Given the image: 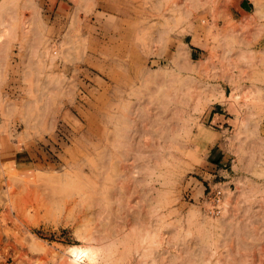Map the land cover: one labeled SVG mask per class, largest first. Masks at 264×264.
<instances>
[{
    "label": "rangeland",
    "instance_id": "rangeland-1",
    "mask_svg": "<svg viewBox=\"0 0 264 264\" xmlns=\"http://www.w3.org/2000/svg\"><path fill=\"white\" fill-rule=\"evenodd\" d=\"M0 264H264V0H0Z\"/></svg>",
    "mask_w": 264,
    "mask_h": 264
},
{
    "label": "built area",
    "instance_id": "built-area-1",
    "mask_svg": "<svg viewBox=\"0 0 264 264\" xmlns=\"http://www.w3.org/2000/svg\"><path fill=\"white\" fill-rule=\"evenodd\" d=\"M223 199H224V192L220 188H216L208 195L206 199V204L208 206L209 215L217 216L222 212Z\"/></svg>",
    "mask_w": 264,
    "mask_h": 264
},
{
    "label": "crops",
    "instance_id": "crops-1",
    "mask_svg": "<svg viewBox=\"0 0 264 264\" xmlns=\"http://www.w3.org/2000/svg\"><path fill=\"white\" fill-rule=\"evenodd\" d=\"M49 3H54V8L56 10V14L59 17H62L66 14H72L75 10L76 6L78 7L82 0H47ZM244 6V1L241 2V7ZM242 9V8H241ZM226 172V171H221Z\"/></svg>",
    "mask_w": 264,
    "mask_h": 264
},
{
    "label": "bare ground",
    "instance_id": "bare-ground-1",
    "mask_svg": "<svg viewBox=\"0 0 264 264\" xmlns=\"http://www.w3.org/2000/svg\"><path fill=\"white\" fill-rule=\"evenodd\" d=\"M76 252V251H75ZM74 256H76L75 254H74Z\"/></svg>",
    "mask_w": 264,
    "mask_h": 264
}]
</instances>
